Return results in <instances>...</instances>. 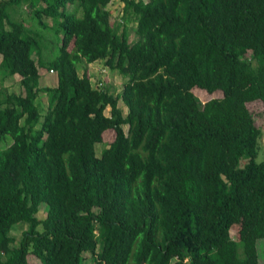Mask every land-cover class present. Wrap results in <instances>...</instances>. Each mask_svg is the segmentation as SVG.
<instances>
[{"label": "trees", "instance_id": "obj_1", "mask_svg": "<svg viewBox=\"0 0 264 264\" xmlns=\"http://www.w3.org/2000/svg\"><path fill=\"white\" fill-rule=\"evenodd\" d=\"M122 1L115 25L113 0H0V264H260L263 131L249 103L264 102V0ZM25 5L57 28L54 59L50 36L12 17ZM98 60L125 78L117 97L87 74Z\"/></svg>", "mask_w": 264, "mask_h": 264}, {"label": "rangeland", "instance_id": "obj_2", "mask_svg": "<svg viewBox=\"0 0 264 264\" xmlns=\"http://www.w3.org/2000/svg\"><path fill=\"white\" fill-rule=\"evenodd\" d=\"M123 7H124V2L122 0H113L112 3H110L109 8L112 12V21L114 22L115 25H117L118 20L121 18L123 14ZM16 10H18L16 12ZM29 10V11H28ZM10 13L12 17L17 20V21H24L27 25L34 26L33 29H37L41 32H45V34L50 36L48 40H46V44L48 45L45 47L48 48V51L43 52V57L45 60H51L54 59L58 54H59V45L58 43V36L56 33V29H52L54 32H48L45 31L41 28V25L39 23V19L34 16V13L32 12L30 14V8L29 6H12L10 7ZM15 14V15H14ZM22 15L23 18L21 17ZM17 16V17H15ZM21 17V18H20ZM50 21V19H49ZM134 25V26H133ZM135 23L130 24V33H131V40L135 38ZM73 48V45L70 47V49ZM2 59V55L0 54V61ZM81 64L82 62L77 63L78 68L80 73L83 72V69H81ZM42 77H41V85L42 86H55L57 84V75L54 73L49 72L47 67H42L41 69ZM87 74L91 76L92 82L94 85H99L101 81H103V86L109 87L111 89L112 93L114 94L115 97L121 94V91L123 89V84L125 82V78L117 71V70H112L109 67L106 66L103 60H98L93 63H89L87 65ZM6 85L9 86L10 91L14 92H21V84L18 79H11L6 82ZM195 93L200 97L202 101H207L213 97H218L221 96L222 93L216 92V93H209L205 89H195ZM41 103L43 106L48 105V100L47 96L43 94L41 96ZM119 105L124 107V109L127 112V107L125 106L123 100H119ZM249 108L254 112L255 114V119H256V124L262 128V137L260 139V151H259V156L257 158L258 161H261L264 159V102L261 100L254 101L249 103ZM107 114H110V108L106 110ZM129 126H125V130H128ZM115 130L113 128L108 129L104 132V139L103 141L99 142L96 144L97 148V153L98 155H101L103 148L108 147L113 138L115 137ZM11 143V138H8L7 141H4L1 144V147L5 148ZM104 148V149H105ZM248 158L244 157L242 159V164L247 162ZM47 213V204L42 203L40 207V211L38 213V216L43 218L46 216ZM241 227V223H235L231 227V234L232 236L237 239L239 237V229ZM27 228L26 224L23 225H18L14 230L13 233L17 236L20 237L22 235V232ZM258 253H259V259H260V264H264V237L258 240ZM86 254V253H84ZM28 260L30 262H39L38 258L32 254L28 256ZM84 264H92V259L90 254L85 255V262Z\"/></svg>", "mask_w": 264, "mask_h": 264}]
</instances>
